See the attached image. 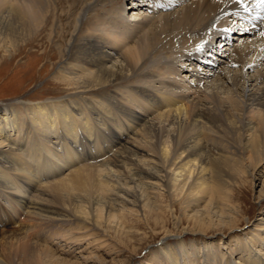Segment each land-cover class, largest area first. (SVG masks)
Returning a JSON list of instances; mask_svg holds the SVG:
<instances>
[{"label": "bare ground", "instance_id": "1", "mask_svg": "<svg viewBox=\"0 0 264 264\" xmlns=\"http://www.w3.org/2000/svg\"><path fill=\"white\" fill-rule=\"evenodd\" d=\"M255 3L0 0V59L45 38L64 87L62 99L19 101L25 115L0 107V264H80L74 243L128 245V216L170 212L177 227L168 195L201 230L205 218L226 224L229 239L163 238L158 264H264V218L237 234L229 187L264 174Z\"/></svg>", "mask_w": 264, "mask_h": 264}, {"label": "rangeland", "instance_id": "2", "mask_svg": "<svg viewBox=\"0 0 264 264\" xmlns=\"http://www.w3.org/2000/svg\"><path fill=\"white\" fill-rule=\"evenodd\" d=\"M118 1L119 3L123 2V0ZM63 5L65 7V3H62ZM232 36L234 35L232 34ZM21 49L22 52L17 56L7 55L2 60L0 59V63H2L0 64V107L15 106L18 112H24L25 115L29 111L23 105H19V101L62 99L64 87L61 78V60L58 58L54 43H47L45 38L39 41L36 38L28 46ZM201 66L203 67L205 64ZM199 71L202 73L201 70ZM57 72H60V75L56 74ZM135 111L138 112V109ZM60 146L58 147L59 150H61ZM66 172L67 170L63 173ZM246 175H235L233 180L235 183L229 184V187L231 185L232 202L241 207V218H236L237 221L240 219L241 222H237L239 230H236L237 234L240 235L245 232L248 233L249 230L260 224V219L264 218V200L259 199V196L264 192V174L257 171L252 180ZM167 198L170 200L169 203L174 204V215L180 219L177 227H175L174 216L170 212H165L157 219L152 216L145 218L141 214L138 218L136 215L128 216L130 225H133L130 231L135 235L130 237L132 240L130 243L128 242L127 247H119L116 250L115 248L104 247L101 251L93 252L85 242L70 244L76 254L80 255V264H158L156 258L153 257V251L157 249L158 243L163 238L171 245L176 244V236H184L186 243L197 241L200 238L208 239L209 236L212 237L211 239H220L221 241L229 239L226 224H220L214 220L208 221L205 218L204 225H207L208 228L201 230L202 226L191 221L190 213L176 199L170 198L169 195ZM190 231L204 232L205 237H201L195 232L191 234ZM90 251L94 257L86 260L85 256H89ZM83 252L84 254H81ZM57 257L60 256L57 254Z\"/></svg>", "mask_w": 264, "mask_h": 264}, {"label": "snow or ice", "instance_id": "3", "mask_svg": "<svg viewBox=\"0 0 264 264\" xmlns=\"http://www.w3.org/2000/svg\"><path fill=\"white\" fill-rule=\"evenodd\" d=\"M237 2L241 3V5L243 6V0H237ZM254 6L260 9H264V0H256V3ZM244 10L247 11L248 9L245 8ZM261 35H264V33H261Z\"/></svg>", "mask_w": 264, "mask_h": 264}]
</instances>
